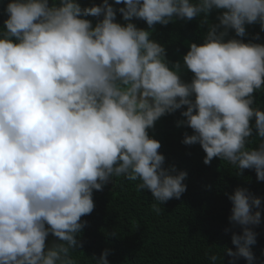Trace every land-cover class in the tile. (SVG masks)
<instances>
[{
    "label": "clouds",
    "instance_id": "9594fccd",
    "mask_svg": "<svg viewBox=\"0 0 264 264\" xmlns=\"http://www.w3.org/2000/svg\"><path fill=\"white\" fill-rule=\"evenodd\" d=\"M213 10L222 13L216 23L208 19ZM5 12L0 264H79L72 252L87 225L81 218L94 210V190L115 177L149 190L156 214L179 199L187 172L165 167L161 143L149 135L177 110V127L192 130L182 143L199 144L205 165L219 158L236 175L254 169L264 181V110L255 106V93L264 90V43L236 38L247 35L246 25L264 31V0H103L87 7L78 0H9ZM201 16L203 42L189 44L183 63L169 61L152 38L155 25ZM230 31L235 37L226 39ZM185 68L190 81L182 79ZM229 199V221L241 228L232 234L235 251L226 250L230 264H253L261 198L237 187ZM108 255H93L92 264H109ZM205 255L209 264L220 259Z\"/></svg>",
    "mask_w": 264,
    "mask_h": 264
},
{
    "label": "trees",
    "instance_id": "16d2710c",
    "mask_svg": "<svg viewBox=\"0 0 264 264\" xmlns=\"http://www.w3.org/2000/svg\"><path fill=\"white\" fill-rule=\"evenodd\" d=\"M9 0H0V29L7 18L5 7ZM82 7L102 4L103 0H78ZM51 3V0H50ZM114 4V0H109ZM120 7L122 5H114ZM220 10H213L208 19L216 23ZM203 16L191 21L176 19L168 25H155L152 38L166 47L169 61L183 63L191 42L202 43L207 27L201 28ZM93 24L96 17H88ZM117 21H123L117 13ZM138 27L147 28L143 20L133 19ZM245 42L264 43V31L259 24L246 25ZM257 34L259 39H256ZM235 37L230 31L227 38ZM182 79L190 81L192 73L182 70ZM256 104L264 110V90L255 93ZM183 119L180 110L161 117L149 135L161 143L159 151L165 156V167L175 165L177 170L187 172L184 183L187 190L179 199L173 198L160 205L161 212L152 210L153 200L149 190H138L136 184L123 176L115 177L104 185L103 190L93 192L95 207L90 215L82 217L87 221L79 240L81 244L72 255L79 264H92L91 257L109 250V264H209L205 253L217 254V264H230L232 260L227 249L235 251L232 234H239L241 228L229 221L232 202L229 195L237 187L246 188L261 198L262 221L252 226L257 234L256 243L251 245L255 256L253 264H264V181H257L254 169H245L241 175L219 158L210 165L203 163L205 153L199 144L182 143L185 132L192 130L177 127ZM253 135L255 136L254 119ZM259 138H253L252 147H257ZM256 209H253L255 212ZM115 233V234H113ZM55 240L49 236L48 243ZM235 264H248L239 258Z\"/></svg>",
    "mask_w": 264,
    "mask_h": 264
}]
</instances>
